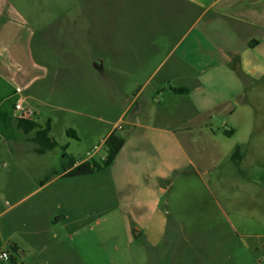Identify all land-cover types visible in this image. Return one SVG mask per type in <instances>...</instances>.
I'll return each instance as SVG.
<instances>
[{
	"label": "crops",
	"instance_id": "1",
	"mask_svg": "<svg viewBox=\"0 0 264 264\" xmlns=\"http://www.w3.org/2000/svg\"><path fill=\"white\" fill-rule=\"evenodd\" d=\"M48 5L60 7L59 15L31 17L32 7ZM85 5V0H0V203L12 201L0 210V217L8 216L0 223V253L9 252L11 264L130 263L132 253L121 245L142 237L157 245L170 223L165 197L180 181L191 188L217 168L223 148L218 135L232 139L244 110L251 111L247 87L264 82V0H89L88 9ZM83 40L90 48L80 54ZM49 47L56 64L44 58ZM66 53H71L68 64ZM165 67L153 90L169 85L170 91L155 103L145 91ZM147 69L154 72L134 98L125 95L117 120L102 119L111 127L92 162L106 159V140L115 133L125 145L114 164L94 175L68 177L88 159L71 156L72 168L64 158L52 162L51 154L71 147L70 136L77 134L57 131L50 117L41 124L46 113L41 110L81 115L80 87L90 84V100L96 101L100 85H128ZM55 93L56 100L48 98ZM17 103L35 112L32 120L39 126L51 125L53 150L38 152L37 130L19 127ZM233 154L228 157L243 180L248 154L239 165ZM171 225L184 228L183 221Z\"/></svg>",
	"mask_w": 264,
	"mask_h": 264
},
{
	"label": "rangeland",
	"instance_id": "2",
	"mask_svg": "<svg viewBox=\"0 0 264 264\" xmlns=\"http://www.w3.org/2000/svg\"><path fill=\"white\" fill-rule=\"evenodd\" d=\"M85 8H89V0H85ZM58 6L32 7L31 17L36 19L43 14L49 17L59 15ZM29 9V7H28ZM20 10L27 15V7ZM88 43L82 41L78 53H84ZM68 47L66 50L68 51ZM73 51V50H72ZM47 62L56 64V53L49 47ZM40 49V57H42ZM64 54V53H63ZM71 53L63 55L68 64ZM69 72V71H67ZM154 69L140 71L128 85L120 87H98L97 100L90 99V84L83 85L77 92L82 97L78 103L83 113L71 114L42 109L44 117H40L41 124L52 118L55 129L74 130L77 136H70L71 147L57 148L51 154L53 163H59L64 155L68 158L75 156L85 159L95 153L96 147L102 143L103 136L111 127L104 120L115 121L126 105V94L134 98L142 84L151 76ZM166 67L158 70L145 94H151L155 103L164 101L169 93V85L165 91L154 93L156 80L166 73ZM53 83V80L50 81ZM71 88L74 89L72 86ZM58 90V87L56 86ZM249 100L245 103L251 111L244 110L239 127L235 135H229L231 140L218 135V141L223 148L220 151V162L214 170L204 176V180L195 179L191 188L180 181L171 193L164 199V211L170 223H166L160 242L155 245L148 243L145 237L137 239L131 246L121 245L120 249L132 253L133 261L121 264H264V82H253L248 87ZM64 93L69 94L68 91ZM78 93V94H79ZM58 93L47 95L56 100ZM135 103L134 109L142 104L144 96ZM244 100H246L244 98ZM249 127L253 133H248ZM62 142V141H61ZM94 145H96L94 147ZM241 145L243 152L248 154V166H244V178L238 179V169L232 164L229 154L235 152ZM229 147H233L234 151ZM97 161L100 162L98 157ZM7 162V161H5ZM100 164H102L100 162ZM0 203V210L12 204L10 199ZM203 203V207H201ZM8 216L0 217V223H5ZM183 221L184 228L173 226L171 223ZM101 251V248H99ZM21 261V256L14 254ZM35 261V260H34ZM0 264H11L0 261Z\"/></svg>",
	"mask_w": 264,
	"mask_h": 264
},
{
	"label": "trees",
	"instance_id": "3",
	"mask_svg": "<svg viewBox=\"0 0 264 264\" xmlns=\"http://www.w3.org/2000/svg\"><path fill=\"white\" fill-rule=\"evenodd\" d=\"M177 93H185V89H173ZM19 127L26 133L37 130V137L35 141L40 145L38 149L39 153H45L47 151L53 150L56 147V144L53 143L50 139L51 125L48 123L46 126L41 127L36 124L32 119L20 118ZM74 131H68L69 134ZM106 145L108 148V154L106 159L99 164L97 162H83L79 166L73 168L69 173L68 177H84L94 175L95 173L112 166L120 154L121 150L125 145V140L118 136L117 134H111L106 140ZM243 147L241 145L236 146L235 152L233 154L234 162L239 165L243 159ZM64 159H67L66 167H74L75 160L72 157L64 155ZM14 252H17L16 249H13Z\"/></svg>",
	"mask_w": 264,
	"mask_h": 264
},
{
	"label": "built area",
	"instance_id": "4",
	"mask_svg": "<svg viewBox=\"0 0 264 264\" xmlns=\"http://www.w3.org/2000/svg\"><path fill=\"white\" fill-rule=\"evenodd\" d=\"M15 110L20 114V118L33 119L35 117V112L23 106L22 103H17L15 106ZM94 154H89L87 159L88 162H92L94 158ZM11 255L9 252H1L0 253V261H10Z\"/></svg>",
	"mask_w": 264,
	"mask_h": 264
}]
</instances>
